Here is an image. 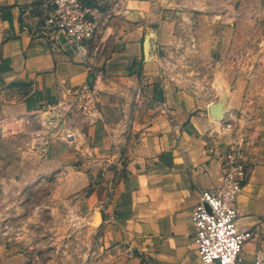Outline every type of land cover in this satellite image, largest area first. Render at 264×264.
<instances>
[{
    "label": "crops",
    "instance_id": "1",
    "mask_svg": "<svg viewBox=\"0 0 264 264\" xmlns=\"http://www.w3.org/2000/svg\"><path fill=\"white\" fill-rule=\"evenodd\" d=\"M112 18L107 27L119 31ZM42 24L39 0H0V124L49 113L73 130L42 153L47 170L72 167L95 189L99 243L83 264H202L192 210L202 190L222 183L230 151L213 103L174 81L150 41L144 51L120 33L107 43L96 28L79 49L43 34ZM262 198V188L244 183L238 224L255 236L239 264H253L264 247ZM27 258L12 251L0 264Z\"/></svg>",
    "mask_w": 264,
    "mask_h": 264
},
{
    "label": "rangeland",
    "instance_id": "2",
    "mask_svg": "<svg viewBox=\"0 0 264 264\" xmlns=\"http://www.w3.org/2000/svg\"><path fill=\"white\" fill-rule=\"evenodd\" d=\"M85 1L98 40L120 33L143 51L152 42L165 72L213 103L208 111L240 157L243 184L262 188L264 201V0ZM113 14L119 31L107 27ZM61 119L45 113L0 124V260L17 251L31 264H83L99 243L92 184L72 167L45 168L44 145L69 133Z\"/></svg>",
    "mask_w": 264,
    "mask_h": 264
},
{
    "label": "built area",
    "instance_id": "3",
    "mask_svg": "<svg viewBox=\"0 0 264 264\" xmlns=\"http://www.w3.org/2000/svg\"><path fill=\"white\" fill-rule=\"evenodd\" d=\"M39 9L43 15L41 32L45 35H64L79 49L95 35L96 23L84 0H39ZM222 167V183L202 190L192 210L202 264H239L246 242L254 237L253 229H242L238 224L237 199L245 178L239 155L227 152ZM253 264H264L263 248L256 250Z\"/></svg>",
    "mask_w": 264,
    "mask_h": 264
},
{
    "label": "bare ground",
    "instance_id": "4",
    "mask_svg": "<svg viewBox=\"0 0 264 264\" xmlns=\"http://www.w3.org/2000/svg\"><path fill=\"white\" fill-rule=\"evenodd\" d=\"M148 46H149V42L147 43V48H148ZM217 111H218V110H217ZM217 111H214V114L220 115L221 110H219L218 112H217ZM217 117H219V116H217ZM243 188H244V185H243L242 189L240 190V192H239V194H238V197H239L241 191L243 190ZM237 203H238V199H237ZM254 236H255V232H254ZM253 238H254V237H253ZM253 238H252V239H253Z\"/></svg>",
    "mask_w": 264,
    "mask_h": 264
},
{
    "label": "water",
    "instance_id": "5",
    "mask_svg": "<svg viewBox=\"0 0 264 264\" xmlns=\"http://www.w3.org/2000/svg\"><path fill=\"white\" fill-rule=\"evenodd\" d=\"M212 110L213 111H217L218 110V107H212Z\"/></svg>",
    "mask_w": 264,
    "mask_h": 264
}]
</instances>
